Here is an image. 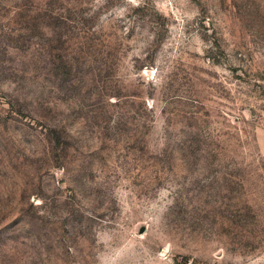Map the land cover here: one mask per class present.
Masks as SVG:
<instances>
[{
  "label": "rangeland",
  "instance_id": "rangeland-1",
  "mask_svg": "<svg viewBox=\"0 0 264 264\" xmlns=\"http://www.w3.org/2000/svg\"><path fill=\"white\" fill-rule=\"evenodd\" d=\"M0 264H264V0H0Z\"/></svg>",
  "mask_w": 264,
  "mask_h": 264
}]
</instances>
